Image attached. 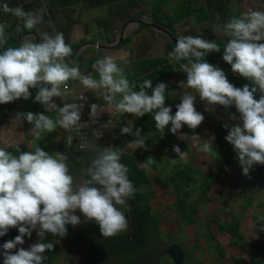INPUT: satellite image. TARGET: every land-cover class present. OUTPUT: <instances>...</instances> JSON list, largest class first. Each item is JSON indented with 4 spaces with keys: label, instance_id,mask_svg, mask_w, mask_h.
I'll list each match as a JSON object with an SVG mask.
<instances>
[{
    "label": "clouds",
    "instance_id": "1",
    "mask_svg": "<svg viewBox=\"0 0 264 264\" xmlns=\"http://www.w3.org/2000/svg\"><path fill=\"white\" fill-rule=\"evenodd\" d=\"M0 11L11 13L19 23L17 32L32 30L43 22L42 11H25L22 6L10 8L7 3L0 5ZM227 39L223 48V60L231 66V71L246 78L251 84L236 87L225 71L208 62L205 55L220 52V46L202 36L185 35L178 38L169 59L179 63L187 75L179 82L180 87L194 90L199 99L213 106H235L239 121L228 129L225 139L233 146L244 175L256 165H264V11L248 8L239 17H233L223 26ZM10 33L0 23V104L18 99L28 100L37 89L34 101L43 105L47 113L58 111L55 118L44 112H20L13 121L33 124L32 131L39 137L41 133H52L57 127L71 132L78 129L82 111L88 100L86 95L70 93L68 82L77 81L85 90L101 96L106 106L91 103L89 117L96 123L107 112L110 117L131 114L143 117L152 114L156 129L165 134L169 128L176 135L185 125L193 131L204 121V115L196 108V95L185 92L176 105L166 106L165 92L168 85L159 82L153 86L150 79L139 85L129 82L123 68L114 55L97 59L91 74L82 73L80 67L71 66L69 59L72 48L65 41L63 32H42L38 38L22 37L17 47H5ZM123 59V57H120ZM188 63H180L181 61ZM138 88V90H136ZM151 90V94L148 93ZM69 94L73 102H64ZM259 96L257 99L256 96ZM54 97L63 101L59 106ZM119 97V98H118ZM233 114L232 119H235ZM111 119L103 125L107 128ZM142 128L130 125L121 127L120 133L135 137L129 146L148 151ZM199 135L193 134L198 140ZM73 137H68L69 145ZM15 147L16 153L9 151ZM198 151L212 154L213 146L205 142ZM173 151L183 160L186 153L179 145ZM69 157L62 152L54 154L37 147L33 151H20L19 143L0 141V237L11 228L18 229L14 239L0 245L3 264H43L47 259L42 254L54 251L55 244L33 243L29 248L17 247L25 243V236L33 231L41 238L45 233L64 238L68 225L73 227L83 222H95L103 237H113L128 230V220L124 209L128 200L136 192L128 177V168L121 162V155L111 147H104L83 169L84 177L76 180L68 166ZM154 158L143 164L149 171ZM226 170L227 169L226 166ZM77 212L80 214L78 215Z\"/></svg>",
    "mask_w": 264,
    "mask_h": 264
},
{
    "label": "trees",
    "instance_id": "2",
    "mask_svg": "<svg viewBox=\"0 0 264 264\" xmlns=\"http://www.w3.org/2000/svg\"><path fill=\"white\" fill-rule=\"evenodd\" d=\"M238 16V15H237ZM236 16V17H237ZM182 18H176L169 20L171 24ZM204 20V18H200ZM14 35L10 34L9 39H13ZM18 40V37H16ZM20 41V39H19ZM226 43H219L221 51L218 54H223V48ZM174 45V44H173ZM175 45L170 48V51L174 49ZM78 58V57H76ZM205 59L218 66L219 68L226 66L225 74L229 81L236 87H243L245 84H251L249 80L235 74L231 71V66L227 64L223 59L219 60L210 54L205 55ZM180 63H188V61H181ZM125 75L127 76L130 84L135 83L139 85L145 79H150L155 86L159 82H164L168 85L166 89V106H171L172 109H176V105L180 103L178 100V83L171 81V77L179 72L182 76H187L186 73L180 68L179 63L169 61L167 57L145 58L132 66H122ZM98 77V74L96 76ZM69 83H71L69 81ZM138 90V88L136 89ZM151 94V90H147ZM37 89H33V95H36ZM21 99L16 100L20 102ZM3 104H0V119L3 112ZM7 108V107H5ZM26 112L38 113L37 102L27 100L25 106ZM14 111L23 112V106L14 108ZM19 109V110H18ZM21 109V110H20ZM57 112H50L49 116L55 118ZM225 122H219L216 120V126L214 129V141L222 144L223 156H226V161L222 163L219 169L228 166L234 162V154L232 152V145L225 139L228 134V129L223 125ZM231 126L230 123H228ZM26 121V126H32ZM1 126V120H0ZM134 128H142L141 135L146 137V142L154 143L159 146L161 150H165L167 146L173 144V135L169 128L165 129V134L161 138V133L155 127V121L152 114H145L143 117H137L133 124ZM57 128L52 133L44 132V136L41 138V145L37 147L43 148L48 151V142L44 141V137H56ZM125 135H121V142L125 141ZM36 147V148H37ZM27 147L20 148V151H26ZM215 148V145H213ZM116 148H114L115 150ZM219 150V148H216ZM14 154L16 148L8 149ZM142 159L143 163L154 158L155 164L151 165L150 170L158 172V178H152L149 171H145L143 167H140L139 159ZM167 158L173 161L167 162ZM121 162L128 168V177L133 182L136 192L128 200L129 207L124 210V214L128 220V230L121 232L113 237H103L99 226L95 222H83L75 226L72 231V236L69 235V241L74 246H81V254L84 264H109L115 262L116 264H167L164 263L160 257V246L162 242L170 239L173 242L176 238L173 235H163L161 232V220L163 215L159 212L150 210L149 202L153 198L154 193L152 190L146 188V185L151 184L154 180L161 182L165 186H171L176 199L173 204L169 205V208L177 213L179 220L183 226L191 224H199L201 220L204 221L206 230L204 232L208 241H214L216 239L215 234L209 231V223L206 222V217L202 218L199 215L201 210V202L209 195L216 178L211 174H202L200 168L193 163L178 162L173 156L166 154L165 158H160L158 154H154L152 151H145L144 153H129L127 151L121 152ZM175 163V164H173ZM252 174L256 176L257 182L261 187H264V165H256L251 169ZM202 177V178H200ZM194 195V198H190ZM253 201L252 197H249V203ZM261 205L263 202L260 203ZM241 220L238 216L233 215L231 221H222L221 231L228 233L230 236V244L240 247H251V253L248 259H242L235 257L231 264H264V242L255 243L250 242L240 228ZM260 230L264 235V213L261 214L260 219L257 222ZM17 228H11L9 232L0 237V245L10 239H14L18 235ZM201 235H203L201 233ZM29 237L25 236V240ZM40 242L48 243L53 242L55 244L54 251L46 250L42 255L47 259L43 264H51L55 259L63 257V248L58 238L53 237L50 233H45ZM20 247L19 245L17 246ZM218 248V244L216 245ZM74 248H70V253L64 255V258L74 261ZM2 252V249H0ZM185 259H189V252L186 250ZM173 261V260H172ZM0 264H3V257L0 255ZM171 264H174L171 263Z\"/></svg>",
    "mask_w": 264,
    "mask_h": 264
},
{
    "label": "crops",
    "instance_id": "3",
    "mask_svg": "<svg viewBox=\"0 0 264 264\" xmlns=\"http://www.w3.org/2000/svg\"><path fill=\"white\" fill-rule=\"evenodd\" d=\"M4 3H7L10 8L22 6L25 11H42L44 17L43 22L36 28L16 32V24L19 23L17 18L10 12L0 11V23L4 24L6 30L14 35V38L8 40L5 47L19 46L22 41L20 35L29 32H35L38 35L42 32H63L65 41L71 46L72 52L77 45L85 42L92 41L107 45L112 39L118 37L116 40L120 41V44L115 49H98L90 43H86L80 48L81 54L75 56L78 58L74 57L77 61H71L73 59L69 61L71 66H79L78 62L90 66V71L88 68L89 72L87 73L86 70L84 73L91 74L96 79H98L96 77L98 73L93 70V65L97 59L103 58L105 55L116 56L117 63L121 67L132 66L145 58L162 56L169 59L167 52L157 53L160 51L161 31L143 22L167 27L177 37L190 34L191 31L203 33L205 30L212 35L215 33L214 39H217L218 42L225 39L222 31L223 26L231 18L237 15L239 17L248 8L264 11V0H0V5ZM176 18L182 19L171 24L169 20ZM193 18H195L194 23L191 22ZM200 18H204V20L201 21ZM126 22L128 24L124 27ZM121 32H123V36L119 39ZM27 37L33 38L35 35L30 33ZM169 61L171 60L169 59ZM221 69L225 71L227 67L223 66ZM80 70L83 71L81 68ZM178 75L182 76L176 72L171 77L170 82H175L178 77L176 79L173 77ZM182 77L187 78V76ZM70 82L75 95L83 94L88 97L87 107L90 108L91 103L105 105L101 96L85 90L77 81ZM30 91L32 96L28 99L29 101L35 97L33 89ZM68 98L69 95L64 98V101L67 100L68 102ZM53 99L59 106H63V101L60 98L54 97ZM178 100L180 101L179 98ZM26 102L27 100L22 99L20 102L14 101L3 104L0 119V141L18 142L19 148L27 147L26 151L34 152L36 147L41 145V138L44 133L37 137L32 131L33 125L26 126V120L23 122L13 121L15 115L20 113L17 110L14 111L13 107L23 106V112H25ZM37 107L38 113L44 112L49 115L43 105L38 102ZM53 112L58 114V111ZM57 130L56 137L50 136L48 139L44 137V141L48 142V152L54 154L59 151L66 154L69 157L67 163L70 174L76 180L86 178L82 170L89 166L91 160L102 149L78 151L66 141L65 131L59 127ZM13 148L15 147L9 149ZM135 153L139 154V152Z\"/></svg>",
    "mask_w": 264,
    "mask_h": 264
},
{
    "label": "rangeland",
    "instance_id": "4",
    "mask_svg": "<svg viewBox=\"0 0 264 264\" xmlns=\"http://www.w3.org/2000/svg\"><path fill=\"white\" fill-rule=\"evenodd\" d=\"M180 20V19H179ZM179 20L174 21L177 23ZM195 18L191 20L194 23ZM197 22V21H196ZM127 22L123 26H127ZM170 33L167 27H165ZM175 42L169 37L165 32L161 33L160 38V51L157 53L170 52V48L174 46ZM119 47V46H118ZM177 80L179 84L180 81L186 80L182 76H175L174 79ZM68 84H70L68 82ZM178 98L185 92H191L196 95V108L200 111L205 119L202 124L195 129H189L185 125L180 131L174 135L173 144H170L161 150L159 147L152 148L151 150L154 154H158L160 158H165L166 154L173 156L178 162H191L198 168L202 174H211L216 178V181L204 202H201V210L199 215L204 218L206 217V222L209 223V231L215 234L216 239L214 241H208L204 232L206 230L204 221L201 220L199 224H191L183 226L179 220L176 212L169 208L170 204H173L176 199V195L171 186H165L161 182L154 180L151 184L146 185V188L152 190L154 193L153 198L150 200V210L154 212H159L163 215L161 220V232L163 235H173L176 238L177 243H179L184 251L189 252V259H185L183 264H231L235 257L248 259L251 253V247H240L230 244V236L228 233L221 231L222 221H231L233 215L240 218V228L245 234L247 239L253 244L263 243L264 235L260 230L257 222L264 213V187H261L256 180V176L252 174L250 170L249 175H244L242 167L239 163V158L237 153L234 151L232 146V152L234 154V162L230 163L226 167L219 169L226 161V156H223L222 144L214 141V129L216 125V117L214 116L213 110L210 104H207L199 99L197 93L194 90L180 87L178 85ZM176 91V92H177ZM181 101V100H180ZM175 109H172V114H175ZM121 121L124 125H130L133 127L136 116L131 114H120ZM219 122L229 123L226 119L217 118ZM240 123V121H237ZM223 123V125L225 124ZM232 125V124H231ZM193 134H198V140L193 139ZM135 137L126 134L125 141L118 144L115 151L121 152L127 151L129 153H144L143 149H134L129 146V142L134 140ZM205 142L211 143L213 148L212 154H205L198 151V146H202ZM173 145H179L181 151L186 153L185 159L181 160L178 154L173 151ZM73 146V145H72ZM73 148L76 149L75 146ZM216 148H219L216 149ZM140 167H143V161L140 158ZM168 163H172L170 159L167 158ZM175 164V163H173ZM149 174L152 178H158L159 173L149 170ZM202 178V177H200ZM249 197L253 198V201L249 203ZM194 195L190 198L192 200ZM263 202L261 205L260 203ZM125 210V209H124ZM79 215L80 213L77 212ZM81 220H84L81 216ZM74 227L68 225V234L64 238H59L60 244L63 248V257L55 259L51 264H84L81 246H74L69 241V235L72 236V231ZM33 231L32 236L25 240L23 245H19L25 249L29 248L33 243H40L41 237L37 235V231ZM75 230V229H74ZM201 233L203 235H201ZM53 236V235H52ZM54 237V236H53ZM172 243L170 239L162 242L160 249V257L164 263H173L172 258L166 254V250ZM218 244V248L216 245ZM74 248L73 256L74 261H70L64 258V255L70 253V248ZM109 264H116L111 262Z\"/></svg>",
    "mask_w": 264,
    "mask_h": 264
},
{
    "label": "built area",
    "instance_id": "5",
    "mask_svg": "<svg viewBox=\"0 0 264 264\" xmlns=\"http://www.w3.org/2000/svg\"><path fill=\"white\" fill-rule=\"evenodd\" d=\"M70 93L73 91L71 84H68ZM84 92V89H82ZM64 102H67L65 100ZM68 102H73V95L69 94ZM106 106V105H102ZM90 108L86 103L81 115V121L78 129L71 132L65 131L66 141L68 137H73L71 145L76 147L78 151H90L96 148L103 149L104 147L116 148L121 142V127L125 126L118 114L115 117H110L107 112L103 113L98 121L94 123L89 117ZM111 119L109 127L103 125Z\"/></svg>",
    "mask_w": 264,
    "mask_h": 264
},
{
    "label": "water",
    "instance_id": "6",
    "mask_svg": "<svg viewBox=\"0 0 264 264\" xmlns=\"http://www.w3.org/2000/svg\"><path fill=\"white\" fill-rule=\"evenodd\" d=\"M143 23L146 24V25H150L151 27H154V28L159 29V30L161 31V33H162V32L167 33V34L169 35V37L172 39V41L175 42V44L177 43V41H178L177 36H176L174 33H170V32H169L166 28H164L163 26H159V25L154 24V23H151V24H148L147 22H143ZM124 27H125V26H124ZM15 30H16V29H15ZM16 32H17V30H16ZM30 33H34L35 38H37V41H38V38H39L40 35L36 34L35 32H29V33H26V34H23V35H20V36H21V37L29 36ZM122 36H123V32H121V34H120V36H119V39H120ZM196 36H198V35H196ZM199 36H202V37H204L205 39H207V40L210 41V39L207 38L205 35H201V34H199ZM117 38H118V37H115L114 39H112V40L109 42V44H107V45H104V44L99 43V42H92V41H91V42H85L84 44H86V43H90L91 45L97 47L98 49H100V48H101V49H104V48H106V49H115V48H117L118 45L120 44V41L116 40ZM115 40H116V42H115ZM84 44H79V45H77V46L75 47V49H74V51L72 52L71 57H70L69 60H71V59H73L75 56L81 54L80 48H81L82 45H84ZM209 54H210L211 56L217 58V59H223V56H219V55H217L215 52H210ZM90 69H91V68H90ZM90 69H88V70L90 71ZM88 70H87V73L89 72ZM216 113H219V112L216 111ZM2 118H3V117H2ZM2 120H3V119H2ZM146 144L148 145V149H149V151H151V152H152V150H151L152 148H157V147H158V145H157V144H154V143L146 142ZM166 254H168V255L172 258L174 264H183V261H184V258H185V251H184V248H183L179 243H177V242H173V243H171V244L169 245V247L167 248V250H166Z\"/></svg>",
    "mask_w": 264,
    "mask_h": 264
},
{
    "label": "flooded vegetation",
    "instance_id": "7",
    "mask_svg": "<svg viewBox=\"0 0 264 264\" xmlns=\"http://www.w3.org/2000/svg\"><path fill=\"white\" fill-rule=\"evenodd\" d=\"M9 33H10V31H9ZM191 33L194 36H196V35L199 36V34L205 35L207 38L210 39L211 42H214V43H217V44H219V43H226L227 42V39H226L225 36H224L225 39H223L222 41H218L217 42V39H214L215 33H214V35H212V33L206 32L205 30H203V33H206L207 35L206 34H203V33L195 32V31H191L190 34H186V35H192ZM223 35H224V33H223ZM177 38H180V37H177ZM126 41L128 42L129 40H126ZM220 49H221V47H220ZM215 53L217 55H219V56H223V54H218L217 52H215ZM75 58H73V60H71V61H77V59H75ZM219 60H222V59H219ZM78 63H79V67L83 70L82 71L83 73L88 68L90 69V66H86V65H84V64H82L80 62H78ZM256 98L258 99L259 96L257 95ZM210 106H211V108L213 110V113H214V116L216 117V120H217V118L226 119V121L228 120V122L230 124H232V125H235V124L238 123L237 121L239 120V118H238L239 117V113L236 111V108H235L234 105L233 106H229L228 108H225L224 106H219V105H217V106L210 105ZM216 111L219 112V113H216ZM233 114L236 116L235 119H232Z\"/></svg>",
    "mask_w": 264,
    "mask_h": 264
}]
</instances>
